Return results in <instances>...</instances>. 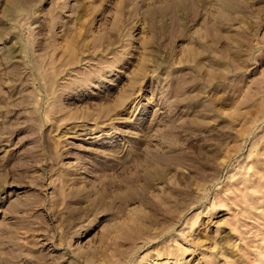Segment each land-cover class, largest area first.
Masks as SVG:
<instances>
[{
  "label": "rangeland",
  "instance_id": "374dc122",
  "mask_svg": "<svg viewBox=\"0 0 264 264\" xmlns=\"http://www.w3.org/2000/svg\"><path fill=\"white\" fill-rule=\"evenodd\" d=\"M263 178L264 0H0L1 256L264 264Z\"/></svg>",
  "mask_w": 264,
  "mask_h": 264
},
{
  "label": "bare ground",
  "instance_id": "6f19581e",
  "mask_svg": "<svg viewBox=\"0 0 264 264\" xmlns=\"http://www.w3.org/2000/svg\"><path fill=\"white\" fill-rule=\"evenodd\" d=\"M190 0H187V2H189ZM73 41V40H72ZM73 45V44H72ZM72 47V46H71ZM75 49V48H74ZM255 156V155H254ZM253 158H255V157H253ZM147 160V159H146ZM157 160H159V158L157 159ZM164 160V159H163ZM168 160V159H167ZM257 160H258V158H257ZM143 162L145 163V160H143ZM159 162H160V160H159ZM163 162V161H162ZM162 162H160V163H162ZM146 163H148V164H150L151 166L150 167H152V170H151V172H149L146 168H150L149 166H146V165H144V166H146V170H145V172L143 171L144 169H143V167H142V171L144 172V173H142V175H141V177H142V179H143V183H142V186H141V188L143 189V188H145V187H147V186H149V180H150V177H152V176H154V177H158V174L160 175V174H162V173H160L162 170H161V168H159L160 166H158L160 163H158V164H153V162L152 161H150L149 159L147 160V162ZM256 164V163H255ZM255 164H253V165H255ZM262 164V163H261ZM161 165V164H160ZM252 165V164H251ZM249 168V167H248ZM251 168V167H250ZM255 168V167H254ZM151 169V168H150ZM167 172V171H166ZM139 174H141V173H139ZM135 177H138L137 175L135 176ZM140 177V176H139ZM132 179V178H131ZM130 179V181L128 182V181H126L125 180V182L126 183H128L129 185H134V183H133V181L132 180H134V181H136L135 180V178H133L132 180ZM136 179H139V178H136ZM264 179V178H263ZM262 181V180H261ZM264 181V180H263ZM263 181H262V183L261 184H263ZM131 182V183H130ZM176 197V196H175ZM194 224V223H193ZM230 239H231V237H230ZM231 241V240H230ZM230 241H228V242H230ZM232 243V242H231ZM230 244V243H229ZM235 246V245H234ZM169 249H171V248H169ZM223 249V248H222ZM227 249V248H226ZM168 252V251H167ZM181 252V251H180ZM183 252V251H182ZM1 253V252H0ZM4 253V252H3ZM176 253V252H175ZM237 254H238V252H236ZM7 255L8 256H1L0 255V257H1V259H0V264H23V262H21L22 260V258H20V256H22V254L20 255V254H17V253H14V252H12V253H7ZM34 255V254H33ZM228 255H230L229 254V252H228ZM238 258H239V255H238ZM24 260V259H23ZM242 260H243V258H242ZM25 262V261H24ZM27 262V261H26ZM30 262V261H29ZM35 262V261H34ZM32 263V262H31ZM24 264H26V263H24ZM34 264H49L48 263V261H45V260H42L41 262H35Z\"/></svg>",
  "mask_w": 264,
  "mask_h": 264
}]
</instances>
